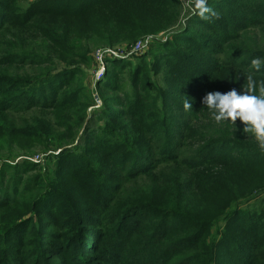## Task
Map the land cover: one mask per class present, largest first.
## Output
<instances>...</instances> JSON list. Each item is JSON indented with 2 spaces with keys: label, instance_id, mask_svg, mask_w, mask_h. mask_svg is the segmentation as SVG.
<instances>
[{
  "label": "trees",
  "instance_id": "obj_1",
  "mask_svg": "<svg viewBox=\"0 0 264 264\" xmlns=\"http://www.w3.org/2000/svg\"><path fill=\"white\" fill-rule=\"evenodd\" d=\"M182 3L53 0L45 5V12L27 13L22 19L14 0H0V93L10 95L0 100V123L7 128L0 129V156L15 158L18 152L31 150V134L55 139L48 121L38 119L32 123L33 130L28 128L20 136L21 128L8 121L9 112L49 113L74 102L73 83L64 78L77 76L75 67L96 50L130 44L176 24ZM208 6L215 16L206 20L196 13L188 28L167 41L162 80L155 78L149 84L144 79L149 74L138 69L130 82L131 95L119 101L127 111L108 113L103 131L115 133L124 117L136 121L149 112L148 130L157 136L155 150L142 148L134 153L129 167L127 159L120 160V170L112 168L110 173L119 185L92 213L68 208L67 201L59 205L64 226L71 224L65 236L72 242L81 238L79 246L88 254L83 264H264V152L251 134L243 132L245 125L239 119L235 125L217 122L202 103L210 92L235 89L243 94L249 74L257 82L264 81V68L256 72L251 67L253 59H264V0H208ZM21 35L32 36L36 47L26 46ZM7 36L11 41L4 43ZM78 58L81 61L70 62ZM108 62L113 73L101 86L124 92L119 75L125 64L132 65L131 60ZM162 85L167 91L162 92ZM151 91L157 94L152 96ZM186 97L191 110L183 108ZM68 123L60 124L68 127ZM99 133L91 141L95 164L121 152L116 141ZM52 146L60 148L62 143L55 141ZM112 162L108 160L107 166ZM35 167L23 163L16 169L33 172ZM122 168L129 172L124 174ZM127 182L134 183L127 187ZM5 183L0 180V203L12 204L16 197L4 195ZM28 187L19 201L38 203V212L42 204L57 198L55 193L44 197V191ZM106 219L115 226L117 242L103 246L97 257L100 229L89 224L101 222L102 227ZM45 220L29 235L25 252L19 251L18 244L26 236L11 244L12 251L5 248V240L0 242V264H48L50 260L54 264L57 255L46 259L51 227ZM43 229L48 234L46 243L39 239Z\"/></svg>",
  "mask_w": 264,
  "mask_h": 264
},
{
  "label": "rangeland",
  "instance_id": "obj_2",
  "mask_svg": "<svg viewBox=\"0 0 264 264\" xmlns=\"http://www.w3.org/2000/svg\"><path fill=\"white\" fill-rule=\"evenodd\" d=\"M14 1L16 4L14 8L16 14L23 19L27 16V13L34 11L37 13L45 12L47 9L45 5H48L53 0ZM196 13L195 0H183L176 24L169 26L157 34L149 33L143 35L130 44L126 43L94 51L89 56L87 62H81L80 66L74 68L76 73H78L77 76L72 75L64 78V81L68 82V84L73 83L71 87L75 90L74 96L76 97L74 102L68 105L63 103L57 110H52L49 113L34 110L28 113L9 112L7 114L8 121H14L16 126L21 128L20 136L26 135L24 133L29 131L28 128L33 130L34 126L32 123L35 119H38L48 121L55 139L31 134V136H28L32 138L31 142H29L31 143V150L18 152L15 158L0 156V158H3L0 159V180H6V183L2 184V188L6 192L4 195L7 196L9 194V197H16V201L12 204L0 203V242L6 241V249H10V251L14 250L11 244L15 243L17 238H24L26 236L22 244H18L19 251L25 252V245L27 244L29 235L34 234L35 229L40 227V221L46 219L45 221L48 223L46 227H51L48 231L50 239L46 240L49 241L46 244L49 250L46 259H51V257L57 255L54 261H52L54 264H64L67 262L68 264H83V261H88L86 259L88 254H85L79 246L78 241H81V238H78V241L72 242L69 240V237L65 236L69 232L68 226L71 224L64 226L59 213V205L62 201H67L69 203L66 202L68 208L76 206L75 210L89 209L92 213L97 205L102 203L106 195H111V192L108 193V191L113 189L114 185H119L110 176L112 168L120 170L121 167L117 163L122 159H127L128 167L131 166L132 155L138 153L142 148L146 150L152 148L155 150L154 139L157 136L148 130L152 122L149 119V112L145 113L143 118L136 121L124 117L121 128L115 133L104 132L103 129L106 128L105 124L109 116L108 113L116 114L127 111V106L120 105L119 101H124L127 99V95H131L130 82L135 77V72L138 69L142 71L143 75L149 74V76L144 77L149 84H153L155 78L159 81L162 80L160 75H163L165 59L168 55L165 51L167 41L172 40L174 35H178L184 28H188V21ZM20 37L26 46L31 49L36 47V40L32 36L21 35ZM10 41L9 36L3 39L4 43H9ZM139 42L145 44V47L141 51L125 56V58L115 56L120 49L123 51L129 50ZM28 51L33 55L30 50ZM107 52H110L111 56ZM108 59L120 62L131 60L132 62L131 66H129V63L125 64L126 69L119 75L120 79L123 80L122 87L124 92H109L101 86L105 83V80L109 79L108 76L113 73L112 65H110ZM28 60L32 62L31 59ZM78 61L81 60L79 58L70 60L72 63ZM160 89H162V92L167 91V88L163 85L160 86ZM156 94L157 92L151 91L152 96ZM2 96L6 98L10 95L3 92L0 93V100H2ZM14 110L19 111L18 108ZM59 119L61 121L58 122ZM66 121H69L68 127L60 124ZM0 129H7L3 122L0 123ZM99 132H103L102 134L106 139L116 141L117 146L121 150V152L106 155L108 160H113L109 166H107V159L98 164L93 163L96 157L91 149L93 147L91 141L96 135H101ZM55 141L62 143V146L54 148L52 145ZM48 161H51V163L48 164ZM23 163H31L36 167L33 172L27 168L17 172L16 166ZM126 169L122 168L124 174L129 172ZM15 177L17 178V182L12 183ZM40 177H43V182L39 180ZM133 183L127 182L125 185L130 187ZM27 186H32L30 190L44 191V194H46L44 197L55 193L57 198H52L46 205L42 204L38 212V203L19 201L21 200L19 195L21 192H25ZM111 198H114V196H111ZM28 209V213L20 217ZM99 212L101 213L100 210ZM86 215L88 214L86 213ZM40 216H42V219ZM106 220L102 222V227L100 226L101 222L89 224L100 229V233H96L99 247L96 254L97 257H99L103 246L108 244L114 246L117 242L113 236L115 226L112 225L111 221ZM73 224H77V222ZM42 231L43 234L39 236V239H43L44 242H42L46 243L45 235L48 234L45 229ZM118 244H122V240H119ZM57 249L58 251L54 253V250ZM59 250H61L62 254L59 253ZM50 262L51 260L48 264ZM96 262L93 264H96ZM14 264H20V262Z\"/></svg>",
  "mask_w": 264,
  "mask_h": 264
},
{
  "label": "clouds",
  "instance_id": "obj_3",
  "mask_svg": "<svg viewBox=\"0 0 264 264\" xmlns=\"http://www.w3.org/2000/svg\"><path fill=\"white\" fill-rule=\"evenodd\" d=\"M195 9L202 19H210L216 13L208 6V0H195ZM251 67L260 72L264 68V59L255 58ZM258 89V94L256 93ZM217 122L230 121L235 125L239 119L245 125L243 132L251 134L264 152V81L257 82L251 74L247 76V89L243 94L233 89L226 93L210 92L202 99ZM183 108L191 110L192 104L186 97Z\"/></svg>",
  "mask_w": 264,
  "mask_h": 264
},
{
  "label": "built area",
  "instance_id": "obj_4",
  "mask_svg": "<svg viewBox=\"0 0 264 264\" xmlns=\"http://www.w3.org/2000/svg\"><path fill=\"white\" fill-rule=\"evenodd\" d=\"M144 47H145V44L143 42H139L135 46L131 47L129 50H124L123 51L122 49H120L115 54V56L125 58V56L133 55L134 53L141 51ZM107 53H108V55H110V52H107Z\"/></svg>",
  "mask_w": 264,
  "mask_h": 264
}]
</instances>
